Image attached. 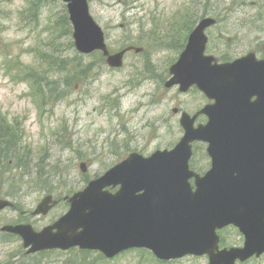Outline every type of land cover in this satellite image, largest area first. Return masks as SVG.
I'll return each mask as SVG.
<instances>
[{
	"label": "rangeland",
	"instance_id": "374dc122",
	"mask_svg": "<svg viewBox=\"0 0 264 264\" xmlns=\"http://www.w3.org/2000/svg\"><path fill=\"white\" fill-rule=\"evenodd\" d=\"M258 1L260 13L255 10ZM30 3L0 0V51L9 52L24 79L5 76L0 54V109L9 120L17 119L21 145L30 150L24 162L26 171L13 165L0 176V195L18 203V210L0 213V235L5 225L31 222L42 228L68 211L69 202L62 200L48 215L33 218L31 212L46 194L55 198L72 196L130 152L149 154L180 140V115L174 108L194 113L200 104L203 107L207 103L200 94L194 95L196 90L181 93L178 86H166L171 64L186 44L188 22L194 24L204 16L217 18L213 11L220 12L217 24L208 30L207 51L217 58L245 54L249 51L248 40L264 39V0H91L92 13L105 29L113 51L131 44L146 48V54L129 52L124 67L113 70L99 55L75 53L71 33L60 21L65 16L64 4L44 6L38 20L32 22L33 14L27 13ZM27 16L31 21H26ZM234 31L245 36L233 37ZM50 53L53 58L47 59L45 55ZM29 69L41 80H36L41 110L29 95L30 85L25 83V71ZM202 153L200 148L196 163ZM83 165L86 172L82 171ZM225 235L231 246L242 243V235L234 228L226 230ZM23 249L19 240L0 239V264L22 260L27 264H62L70 259L77 263L78 257L73 256L81 253L73 248L32 256ZM89 253L95 264H158L145 249H132L109 261L100 259L95 251ZM258 259L247 264L264 261L263 256ZM164 264L208 261L186 257Z\"/></svg>",
	"mask_w": 264,
	"mask_h": 264
},
{
	"label": "water",
	"instance_id": "95a60500",
	"mask_svg": "<svg viewBox=\"0 0 264 264\" xmlns=\"http://www.w3.org/2000/svg\"><path fill=\"white\" fill-rule=\"evenodd\" d=\"M66 1H70L78 48L85 52L102 48L107 52L103 33L90 16L86 0ZM212 22L204 20L198 28L200 33L194 34L195 40L198 39L197 34L203 38L201 45L195 46L201 53L206 40L202 31ZM192 38L186 52L190 51ZM122 56L123 53L111 56L109 63L120 66ZM198 57L203 58L200 54ZM177 68L178 65L173 67L175 77L171 83L182 81ZM193 82H197L194 72L189 84ZM201 87L208 91L203 83ZM205 112H208V107ZM182 123L186 127V135L174 151L176 155L171 159L174 164L153 169L143 164L130 165L136 157L132 154L134 158H129L74 195L69 212L52 226L41 232L34 231L30 225L7 226L4 229L21 234L25 246L32 245L31 251L80 246L98 249L113 257L131 247H146L162 259L179 257L188 252L209 253L210 264H227L226 260L220 262L213 259L215 229L235 223L243 228L247 236L246 248L238 251L247 255L262 252L264 225L260 226V223H264V209L261 210L255 199L264 193V188L250 189L245 182L235 181L234 185L220 187L216 199H209V187L201 181L198 192L190 193L187 180L194 175L188 167L190 143L195 139L210 140V125L194 129L187 115H184ZM117 183L122 187L116 194L103 191L107 185ZM141 190L145 192L137 195ZM148 196L157 207L149 203ZM185 198L187 203L182 202ZM49 202L50 197L44 200L37 212L46 213ZM8 205L9 202L0 200V209ZM54 229L57 231L54 232Z\"/></svg>",
	"mask_w": 264,
	"mask_h": 264
},
{
	"label": "trees",
	"instance_id": "16d2710c",
	"mask_svg": "<svg viewBox=\"0 0 264 264\" xmlns=\"http://www.w3.org/2000/svg\"><path fill=\"white\" fill-rule=\"evenodd\" d=\"M19 132V128L15 124L8 125L6 120L0 119V160L8 162V159L15 158L14 160L22 165V168L27 170L28 166L24 162L30 153L22 147L19 142ZM23 150L26 151L24 154L22 153ZM40 171H42V169H40ZM89 259L88 253L83 252L81 256L78 257V261L75 264H94L89 263Z\"/></svg>",
	"mask_w": 264,
	"mask_h": 264
},
{
	"label": "bare ground",
	"instance_id": "6f19581e",
	"mask_svg": "<svg viewBox=\"0 0 264 264\" xmlns=\"http://www.w3.org/2000/svg\"><path fill=\"white\" fill-rule=\"evenodd\" d=\"M32 12H35V11L32 10ZM227 31H231V30H227ZM234 32H236V31H234ZM263 42H264V41H262V40H259V41L248 40V41L246 42V45L248 46V50H251V49L254 50V49H257V48H259L260 46H262ZM56 51H58V50H56ZM60 53H63V52H60ZM52 56H53V54H52Z\"/></svg>",
	"mask_w": 264,
	"mask_h": 264
},
{
	"label": "flooded vegetation",
	"instance_id": "af4514ba",
	"mask_svg": "<svg viewBox=\"0 0 264 264\" xmlns=\"http://www.w3.org/2000/svg\"><path fill=\"white\" fill-rule=\"evenodd\" d=\"M263 257H264V255H263ZM252 260H259L258 258L257 259H250L249 261H246V262H244V263H242V264H245V263H247V262H250V261H252ZM257 264H264V261H259Z\"/></svg>",
	"mask_w": 264,
	"mask_h": 264
}]
</instances>
